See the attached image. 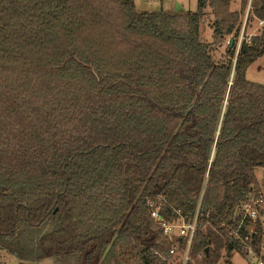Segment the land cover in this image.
Listing matches in <instances>:
<instances>
[{"label": "trees", "instance_id": "16d2710c", "mask_svg": "<svg viewBox=\"0 0 264 264\" xmlns=\"http://www.w3.org/2000/svg\"><path fill=\"white\" fill-rule=\"evenodd\" d=\"M235 1L0 0V249L19 264H176L151 201L169 221L198 212L199 264L261 253L262 222L237 211L262 193L264 83L246 73L264 25L239 36L264 0Z\"/></svg>", "mask_w": 264, "mask_h": 264}, {"label": "built area", "instance_id": "2783aa9c", "mask_svg": "<svg viewBox=\"0 0 264 264\" xmlns=\"http://www.w3.org/2000/svg\"><path fill=\"white\" fill-rule=\"evenodd\" d=\"M247 16L248 12L244 19L240 41L245 35L250 37L254 34L245 32V28L248 24ZM259 23L264 25V21H259ZM147 203L151 205V216L161 226L163 235L173 242L167 254L163 255L162 253H159V255L163 259L169 260V262L174 261L176 264H199L198 261L202 259V254H198L197 257H194L192 254L193 241L199 228L198 212L195 214L194 218L190 220L180 217L177 220L169 221L160 214L159 208H157L154 203L151 201H147ZM237 213L242 214L241 224L248 218L254 222L259 220L262 222L264 229V194H252L247 201L240 205ZM236 234H238V231ZM246 248L247 257H249L251 261H254L257 264H264V233L260 254H257L251 245H246Z\"/></svg>", "mask_w": 264, "mask_h": 264}, {"label": "rangeland", "instance_id": "374dc122", "mask_svg": "<svg viewBox=\"0 0 264 264\" xmlns=\"http://www.w3.org/2000/svg\"><path fill=\"white\" fill-rule=\"evenodd\" d=\"M135 3L139 10L157 11L164 9L170 12L196 11L198 0H135ZM240 7H241V0H236L235 2L232 3V9H238ZM212 18H213V12L212 9L209 8L207 10V13L201 20V28H200V32H201L200 36L205 41L213 40V31L209 25ZM262 26L263 25L257 21H248V24L245 28V32L257 34L261 31ZM224 51H225V45L217 51L216 55L220 56L221 53ZM246 77L251 81L264 83V55L261 56L248 68ZM256 174L260 182L261 192L264 194V169L259 168L256 171ZM52 262L53 261L50 260L47 262H43L41 264H52ZM0 264H18V258L13 253L7 250H3L0 253ZM216 264H257V263L251 261L249 257L242 255L238 251L234 252L230 260L226 256L225 251L221 250V258Z\"/></svg>", "mask_w": 264, "mask_h": 264}, {"label": "crops", "instance_id": "0c3cea01", "mask_svg": "<svg viewBox=\"0 0 264 264\" xmlns=\"http://www.w3.org/2000/svg\"><path fill=\"white\" fill-rule=\"evenodd\" d=\"M1 251H3V249H0V253H1ZM50 260L53 261L52 264H77L76 261H74V260H71L70 262L69 261L68 262H60V261H58L57 258H53V257L42 259V260L38 261L36 264H41L43 262H47V261H50ZM18 264H19V259H18Z\"/></svg>", "mask_w": 264, "mask_h": 264}, {"label": "water", "instance_id": "95a60500", "mask_svg": "<svg viewBox=\"0 0 264 264\" xmlns=\"http://www.w3.org/2000/svg\"><path fill=\"white\" fill-rule=\"evenodd\" d=\"M233 42H234V39L232 38L231 40H230V45H232L233 44Z\"/></svg>", "mask_w": 264, "mask_h": 264}]
</instances>
